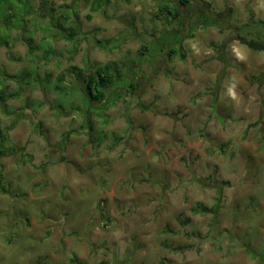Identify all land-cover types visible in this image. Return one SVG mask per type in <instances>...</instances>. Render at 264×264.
<instances>
[{
    "label": "rangeland",
    "instance_id": "obj_1",
    "mask_svg": "<svg viewBox=\"0 0 264 264\" xmlns=\"http://www.w3.org/2000/svg\"><path fill=\"white\" fill-rule=\"evenodd\" d=\"M43 1L68 28L60 18L65 1L34 0V7ZM92 1L77 9L88 41L80 40L75 52L72 43L51 36L57 56L27 59L17 39L27 34L20 31L9 38L10 59L0 47V93L13 94L10 114L0 111V129L18 148L0 158L7 190L0 192V264H264L245 249L264 255V51L240 41L264 37V26L254 27L264 23V0H201L219 23L190 32L184 59L145 57L139 67L144 78L134 103L148 110L130 109L128 126L121 99L106 110L107 123L90 115L87 136L82 117L70 109L80 102L55 85L58 78L70 66L82 67L84 57L94 64L134 61L143 35L177 28L153 16L161 0H110L95 13ZM38 14L48 33L59 35L46 10ZM244 24L249 28L239 30ZM40 26H25L35 44L45 35ZM126 29L128 40L116 50L93 44ZM157 36L153 49L172 45V36ZM33 67L48 81L4 79ZM221 182L229 185L212 224L192 207L211 206L213 183ZM180 246L186 249L173 250Z\"/></svg>",
    "mask_w": 264,
    "mask_h": 264
},
{
    "label": "trees",
    "instance_id": "obj_2",
    "mask_svg": "<svg viewBox=\"0 0 264 264\" xmlns=\"http://www.w3.org/2000/svg\"><path fill=\"white\" fill-rule=\"evenodd\" d=\"M64 5L60 6V18L62 21L69 22L68 28L61 26L59 19L54 17V9L49 5V2L43 1L40 6L34 7V0H0V47L5 48L6 54L10 59V49L9 38L12 37V32L18 34H27L17 38L25 46L24 57L29 58H40L45 61H49L54 56H57L56 51L51 47L48 40L49 37H57L56 39H61L66 42L72 43L74 45L73 52L76 51L80 40H87L85 35H81L80 25L78 22L77 9L81 4L85 6L88 4V0H70L69 3L63 0ZM128 2L129 0H124ZM110 0H93L91 2L90 10L92 13L98 12L100 7H106ZM172 2L166 0H161L158 4L157 13L153 15L155 18L158 15L162 16L164 20V25L170 26L172 21L175 22L177 28H173L167 33L152 31L149 35L142 36V42L139 44L136 50V57L133 60L123 61L120 64L116 62L105 63V64H94L89 63L87 57L82 59V67L70 66L67 68L65 74L58 78L55 85H61L66 90V96L72 97L76 95L80 104L77 107L70 105V109L76 110V112L82 117V126L85 129L86 135L90 136L92 131V125L90 123V115L95 114L102 119L103 123H107L105 112L106 110L115 102L122 99L126 104V112L124 113V121L129 126L130 118L129 111L132 108H138L142 111L148 110L147 107L141 106L137 102L134 103L135 97H139L138 90L140 82L143 80V73L139 68L145 59H150V61L167 59L170 60L172 57H179L184 59V51L182 46L187 38H192L193 35L190 33L192 30L202 29L207 26H215L219 23V20L214 18L209 11V5L204 7L201 0H177L175 6L171 5ZM206 4V3H204ZM193 7V8H192ZM40 9H45L49 17L50 22L54 21V27L60 32L59 35L49 34V26H47L43 19V15L39 13ZM182 9V10H181ZM209 11V12H208ZM231 9L226 8V13L229 14ZM190 14L193 19H190ZM36 16H39L40 21H37ZM87 19L91 16L87 15ZM184 17V18H183ZM32 18V19H30ZM32 23V28H37L44 24L42 30L45 35H42L39 39V43L35 44L32 38V33H27L25 26L26 23ZM52 23V22H51ZM46 25V26H45ZM264 26V23L258 22L254 27L260 28ZM249 28L248 24L239 29L243 30ZM182 29V30H181ZM223 29V28H222ZM181 30V31H180ZM190 30V31H189ZM129 31L126 29L122 31L117 38L106 39V40H95L93 42L94 46L99 50L108 49L116 50L120 46V42L127 41ZM162 35L164 37H171V46L162 48L161 50H156L152 48L153 40H157V35ZM188 36V37H187ZM84 37V38H83ZM240 41L245 44L249 49L254 51H264V37L262 34L257 33L251 35L250 39L245 36L240 38ZM220 49L222 47H216ZM178 51V52H177ZM178 53V55L176 54ZM146 57V58H145ZM145 58V59H144ZM223 66L228 65L229 62L225 57H222ZM36 67L30 70L22 69L20 73L17 74H5L4 79L8 81L21 82L23 85H29L31 83H37L41 85L42 82L48 81V74L45 76L43 81L39 79L36 75ZM69 81V85L65 88V80ZM2 79H0L1 81ZM255 81V78H252ZM217 86V85H216ZM59 91L60 87L56 86ZM62 93L64 91H61ZM13 94L10 93H0V111L2 114H10V111H6V102L9 98H12ZM16 96V95H15ZM71 99V98H70ZM213 100V107H214ZM40 103L38 104V106ZM61 108L62 104H58ZM52 108V105L51 107ZM69 132L62 135L61 144L64 145L69 138ZM219 148H223L221 145ZM18 148L14 146L8 137L7 129H0V158L3 155H11L17 153ZM24 157V155H22ZM59 162H64V158L60 157ZM24 164H30V160H23ZM229 183H213V188L215 190V197L213 199V204L211 206H206L204 204L197 203L192 207V213L206 214L210 216V222L215 223L217 213L220 208L221 203V193L225 186ZM0 192L3 194L7 193V190L2 185V176L0 174ZM170 233H174L169 231ZM186 247H176L174 251H182ZM247 252L251 253L252 256L256 258H264L263 254L256 253L248 246L245 247Z\"/></svg>",
    "mask_w": 264,
    "mask_h": 264
}]
</instances>
